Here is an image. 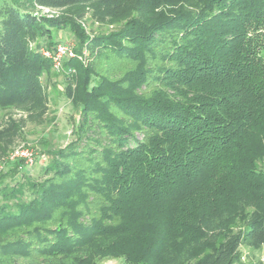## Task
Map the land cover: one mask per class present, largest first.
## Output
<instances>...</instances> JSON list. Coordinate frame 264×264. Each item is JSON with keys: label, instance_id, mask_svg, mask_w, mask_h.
<instances>
[{"label": "trees", "instance_id": "16d2710c", "mask_svg": "<svg viewBox=\"0 0 264 264\" xmlns=\"http://www.w3.org/2000/svg\"><path fill=\"white\" fill-rule=\"evenodd\" d=\"M87 11L116 27L86 32ZM62 32L76 39L64 69L78 114L65 145L42 148L40 177L15 160L0 180V264H240L241 247L260 251L264 0H0V110L24 114L0 126V158L44 122L43 51Z\"/></svg>", "mask_w": 264, "mask_h": 264}, {"label": "rangeland", "instance_id": "374dc122", "mask_svg": "<svg viewBox=\"0 0 264 264\" xmlns=\"http://www.w3.org/2000/svg\"><path fill=\"white\" fill-rule=\"evenodd\" d=\"M41 14L50 15V11L45 9H39ZM54 13H62V11H55ZM81 25L84 27L86 32H104L114 29L115 25H105L97 22L91 17L89 11L84 13L82 19H78ZM60 42H69L75 48L76 39L69 32H62L58 36ZM84 52V50L82 51ZM73 53V52H72ZM69 58H77L76 53L73 56H68L65 61ZM79 59V58H78ZM45 86L46 99L48 104V112L45 116L42 124H34L27 122L20 129L19 136L9 148L7 153L0 158V180H6L7 172L11 170L15 160H21L23 167L29 170V173L33 177H40V167L45 161V157L42 154V148H58L65 145L71 139V126L73 119L76 118L78 111L69 102L65 95V86L67 79L65 77L64 62L61 68L55 69L52 66L51 72L44 74L42 77ZM12 116L18 118L24 116L23 112L15 110H0V126L3 121L8 117ZM27 149L32 153L34 158L32 165H25L24 159H13L14 152L17 149ZM20 173H18L19 175ZM17 175V176H18ZM242 258L240 264H264V255L249 253L248 249L241 247ZM262 257L261 259H259ZM120 258L106 257L99 261V264H121Z\"/></svg>", "mask_w": 264, "mask_h": 264}, {"label": "built area", "instance_id": "2783aa9c", "mask_svg": "<svg viewBox=\"0 0 264 264\" xmlns=\"http://www.w3.org/2000/svg\"><path fill=\"white\" fill-rule=\"evenodd\" d=\"M45 9L46 11H50L51 14H56L54 13L57 10H51L49 8H42ZM75 48L73 45L69 42H59L55 45V47L52 50H44L43 54L48 56L51 59L52 66L55 69L61 68L63 62L65 61V58L68 56H73L75 54ZM73 52V53H72ZM85 54L82 52V55ZM24 159L25 160V165H32L34 158L32 156V153L29 152L27 149H17L14 152V156H12L13 159Z\"/></svg>", "mask_w": 264, "mask_h": 264}, {"label": "crops", "instance_id": "0c3cea01", "mask_svg": "<svg viewBox=\"0 0 264 264\" xmlns=\"http://www.w3.org/2000/svg\"><path fill=\"white\" fill-rule=\"evenodd\" d=\"M249 251V250H248ZM251 254H256V256H258L259 254H262L264 255V247L260 250V251H255V252H249ZM264 257V256H263ZM262 257H260L259 259H261Z\"/></svg>", "mask_w": 264, "mask_h": 264}]
</instances>
